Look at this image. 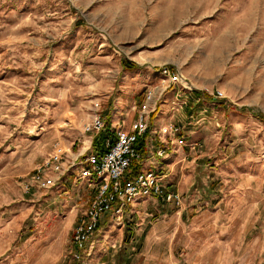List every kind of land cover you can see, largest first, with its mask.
Here are the masks:
<instances>
[{"label": "rangeland", "instance_id": "1", "mask_svg": "<svg viewBox=\"0 0 264 264\" xmlns=\"http://www.w3.org/2000/svg\"><path fill=\"white\" fill-rule=\"evenodd\" d=\"M161 67L192 91L187 113L180 95L176 109L159 99L154 110L178 130L150 167L180 205L148 196L103 215L75 257L71 230L95 192L83 173L91 120L127 129ZM254 113L264 0H0V264H264ZM55 149L64 171L42 187L34 175L57 174L46 164Z\"/></svg>", "mask_w": 264, "mask_h": 264}, {"label": "built area", "instance_id": "2", "mask_svg": "<svg viewBox=\"0 0 264 264\" xmlns=\"http://www.w3.org/2000/svg\"><path fill=\"white\" fill-rule=\"evenodd\" d=\"M157 73L158 84L144 94L140 108L128 124V128L118 127L112 130L113 138L104 139V151L85 158L89 166L83 169V173L92 175L96 179L93 185L95 192L88 205L78 215L71 230V246L75 257H79L80 252L86 249L103 215L107 214L119 219L127 205L148 196L180 205L179 194L164 188L156 171L142 167L143 142L140 139L148 130L150 113L156 109L158 100L167 88L176 84L186 88L182 83L184 78L179 71L161 67ZM215 92L213 97L222 95L218 90ZM178 105L174 101L171 102V106H175L174 109ZM90 127L95 133L104 130L105 123L99 114L93 116ZM177 130L178 127L172 124L161 129L162 132L170 131L175 134ZM138 143H142L141 148L138 147ZM160 148V145L156 147V155L161 156L165 153V150ZM60 158L61 151L55 149L46 159V164L53 163L52 171L57 174L43 173L41 166H38L34 177L39 180L40 186L49 187L56 184L60 173L64 171L59 164Z\"/></svg>", "mask_w": 264, "mask_h": 264}, {"label": "crops", "instance_id": "3", "mask_svg": "<svg viewBox=\"0 0 264 264\" xmlns=\"http://www.w3.org/2000/svg\"><path fill=\"white\" fill-rule=\"evenodd\" d=\"M176 86L177 85H172L171 87H169L165 91H163L160 99H162L163 103L165 104L170 99L171 100L173 98L176 99V96L180 95V98L182 100L180 98L179 99L181 101L185 100V101H187V103H184L179 111L184 110L183 113H187V111H188L187 107H188V104L190 103L189 99H191L192 91H188L187 89H184L179 85H178V87H176ZM212 98L215 99L213 96H212ZM171 100L169 103H171ZM195 101H197V100H195ZM211 102H216V101H211ZM135 115L136 114H134V117H135ZM154 117L156 120H153ZM172 117H173V115H172ZM169 119H166L165 115L163 116L162 114H157V111L156 112L153 111L150 113L149 118H148V130L145 133V135L142 137V139H140V141L143 142V146L141 149H142V155L144 157V164H145L144 168L154 169L155 166L160 165V164H156L153 167H150L151 164L154 162L152 159H155L157 156L155 154V150H156L155 147L159 146L157 141H159V140L161 141L163 139H165L167 141V139H172V136L175 137V133H172L170 131H166V132L161 131V129L165 128L167 124H171L170 122L173 119H171V118H169ZM167 121H170V122L168 123ZM175 124L177 125V122H175ZM153 141H155L156 143H154ZM171 154L172 153H170V156H171ZM163 165L164 164H162L161 166H163ZM163 168H165V167H162V169ZM163 170H165V169H163ZM160 171L162 172V170H160ZM133 204L134 203L127 205V207L133 206ZM125 209H124V211H125ZM124 211H123V214H124Z\"/></svg>", "mask_w": 264, "mask_h": 264}, {"label": "trees", "instance_id": "4", "mask_svg": "<svg viewBox=\"0 0 264 264\" xmlns=\"http://www.w3.org/2000/svg\"><path fill=\"white\" fill-rule=\"evenodd\" d=\"M206 98H207V95H206ZM208 98H210L211 101H216L212 97H208ZM254 115L264 121V114L254 113ZM107 126H108V124L105 125L104 130L99 131L92 138L91 145H92V148L94 150V153H100V152L104 151V139L106 137H108L110 139L113 138V134H112V132H109L107 130V128H106ZM139 144H141V145H139ZM141 146H142V143H138V147L141 148Z\"/></svg>", "mask_w": 264, "mask_h": 264}]
</instances>
